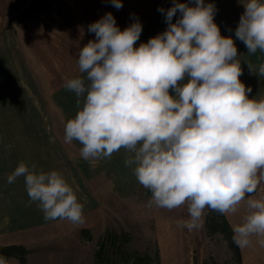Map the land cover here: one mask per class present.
I'll list each match as a JSON object with an SVG mask.
<instances>
[{
	"label": "clouds",
	"instance_id": "1",
	"mask_svg": "<svg viewBox=\"0 0 264 264\" xmlns=\"http://www.w3.org/2000/svg\"><path fill=\"white\" fill-rule=\"evenodd\" d=\"M111 3L123 7L122 0ZM242 4L235 39L249 54L264 52V0ZM158 11L167 29L139 47V19L121 30L109 12L89 25L96 39L77 54L86 79L64 83L78 111L66 121L63 140L78 142L81 158L93 162L126 150L125 165L151 192L149 203L168 210L186 204L189 219L178 223L191 231L206 208L235 214L264 179V98H250L252 88L240 80L235 40L221 35L214 3L173 0ZM248 67L264 76V63L258 71ZM20 177L45 220L82 222L83 204L60 171L22 161L8 182ZM247 207L232 241L244 248L256 236L264 246V199H248ZM0 264L20 261L0 255Z\"/></svg>",
	"mask_w": 264,
	"mask_h": 264
},
{
	"label": "crops",
	"instance_id": "2",
	"mask_svg": "<svg viewBox=\"0 0 264 264\" xmlns=\"http://www.w3.org/2000/svg\"><path fill=\"white\" fill-rule=\"evenodd\" d=\"M30 1L0 0V89L9 88L17 92L22 99L21 103L26 106L30 105V100L25 89L35 90L37 79L35 74L48 75L49 73L53 79L51 88L59 90L65 89V87L58 86L59 83L55 85V82L58 81L55 74L61 73L62 67H73L71 72L80 73L77 63L78 51L90 40L96 39L95 34L88 31L89 25L101 19L106 13L113 14L121 30L135 22V19H139L142 25L149 23V26L152 25L150 23L152 20H154V24L160 20L162 25L160 32L167 29L165 18H156L159 15L158 9L166 10L167 4L155 0H122L123 7L120 9L113 7L111 0H50L53 6L41 13L39 21L32 20L27 24H14L12 28H5L18 13L26 8ZM245 2L247 0H241L233 5L234 2L230 1V4L222 5L220 3L216 6L219 14L224 15L221 18L224 21L218 24L222 36L234 37L240 17L245 10L242 3ZM162 14L164 15V13ZM150 33L155 35L154 30ZM246 52L250 62L253 63V66L256 65L255 69L258 71L259 65L264 63V52L257 50L250 56L247 48ZM239 54L244 57L242 52ZM257 58H259L258 64ZM244 65L245 63H242L243 67ZM244 69H242L243 73ZM51 74L53 75L51 76ZM80 77L85 78L86 74L80 73ZM44 78L46 79V77ZM41 80L43 81V78ZM41 80L39 84H42ZM262 84L263 90L260 97L264 95V76H262ZM256 85L258 88L260 84ZM68 92L66 90L64 96L59 97L60 100H64L59 104L61 106L69 105L76 111L77 100L73 101ZM34 95H36L34 99L39 98L38 94ZM0 104H4V101ZM28 112L26 120L34 121L39 125V128H33L34 125L31 128L30 125V128L27 129H16L18 136L9 134L10 131L0 134V137L7 138L5 144L0 145V152L3 154L0 159L10 163L11 160L14 162L11 155L19 157V154L26 155V158H22L17 163L23 161L29 166L35 164L38 170L46 172L58 170L66 177L73 189L75 185L85 188L84 180L99 182L109 173H111L112 182L119 194L121 193L115 181L123 176L125 179L133 180L131 190L125 195L130 194L140 184L134 175V166L125 165L126 150H122V153L126 155L121 161H118L115 154L110 159H100L94 162L84 160L80 156V151H75V141L66 144L63 140L64 130L55 128L57 115L52 117L53 128L50 124L51 129H46L40 113L31 111V109ZM65 116L68 119L72 115L66 114ZM21 131L24 133L23 136L20 135ZM14 138H17V146L13 145V147H17L19 152L24 153L7 154L9 148L6 144ZM20 138L24 139L22 143L19 142ZM81 147L82 145H80ZM45 154L46 158L41 157ZM18 164L10 163L12 172ZM5 175L6 179L0 182V239H2L0 241L3 242L6 238L5 234L9 233L12 237L7 241L4 240L6 242L3 243H21L28 248H34V250L48 248L51 251L50 255L58 262L91 263L93 260V253H90L91 248H94V244L104 233L107 221L105 205L97 198L99 196L95 191L87 193L85 198H78L83 204L82 222L74 224L68 220L57 219L49 220L47 223L43 220L44 214L38 204L30 202L24 178L20 177L15 182L9 183L8 177L11 174L7 172ZM119 183L120 186L124 181ZM248 199H264V179L258 178L256 191L246 195L235 214L226 215L233 228L242 223L244 216L248 214ZM102 200L104 201V199ZM206 211L207 208L199 221V227L189 231L178 223V221L189 219L186 204L173 210L160 208L153 204L152 215L157 226L156 236L161 264H195V260L196 264H204L207 245L204 229L201 227ZM83 228L91 231L93 237L91 241H85L81 237L80 231ZM31 230L33 231L32 235L29 239H25L24 232H31ZM259 239V237L252 236L250 244L241 248L242 264H264V246L258 243ZM84 248L85 253L83 252ZM31 254L30 250L28 258Z\"/></svg>",
	"mask_w": 264,
	"mask_h": 264
},
{
	"label": "rangeland",
	"instance_id": "3",
	"mask_svg": "<svg viewBox=\"0 0 264 264\" xmlns=\"http://www.w3.org/2000/svg\"><path fill=\"white\" fill-rule=\"evenodd\" d=\"M50 1V0H49ZM157 2H161L163 4H167V9L171 8L173 6V0H155ZM234 2L233 5H235L238 1L240 0H205V4L208 3H214L215 6H218V4H227L229 2ZM176 2L179 3H191V0H176ZM51 3V1H50ZM230 4V3H229ZM52 5V3H51ZM53 6V5H52ZM27 7V6H26ZM236 9V6H234ZM166 9V10H167ZM218 10L216 11V15L214 17L215 22L219 24V22L224 21L223 18L224 15L219 14ZM19 14V13H18ZM158 16L156 18H165V14L163 15L160 11L158 12ZM180 14L177 13L176 16L173 17V22H175L177 19H179ZM155 19V18H154ZM32 21V20H31ZM152 25L149 26V23L143 24V30L140 36V39L136 43V47H139L141 43L147 42L150 38L156 36V34H160V29L162 30V25L161 21L157 24H154V20L150 22ZM154 24V25H153ZM219 26V25H218ZM152 30H154L155 35H152ZM235 40L236 47L238 49V59L241 62V68L244 69L245 66L246 68L244 69V73L241 75L240 80L246 85V87H251L252 92L249 94L250 98H253V95H255V98L260 99L264 98L262 95L260 97V94L262 93V76H258L256 74H253L250 72V69L248 68V64H251L253 66V63L250 62V58L247 55L246 52V47L243 42H240V40L235 39V35L233 37ZM243 50V51H242ZM240 52L243 53L244 57H241L239 54ZM249 54V53H248ZM251 54H249L250 56ZM259 58H257V64H258ZM242 63L244 67L242 66ZM3 65V64H2ZM256 66V65H255ZM255 66L253 68L255 69ZM73 68V67H72ZM70 67H62V72L55 74L56 79L58 81L55 82V85L59 83L58 86H63L64 83L67 79L70 78H75V77H80V73H75L71 72ZM39 69V68H38ZM67 73H65V72ZM53 74H51L52 76ZM46 77V79L44 78ZM34 78V77H33ZM35 90H30V89H25V92L27 93V97L30 100V105L26 106L22 104V99L21 97L17 94V92H14L12 89H7V88H2L0 89V102L4 101V104H0V134L4 132H9V134L13 136H18V131L17 130H22V129H27L33 127V128H39L38 124H35L34 121H28L26 120V115H29V109L31 111H35L36 113L41 114V118L43 119V124L46 129H51L50 124L52 125V128L54 126V122H52V117L57 115V126L55 128L62 129L64 130V125L67 120L74 118L76 115L78 108L75 106L77 109L71 108L69 105L61 106L59 102L64 101L60 100V96L63 97L64 93H66L65 89H53L51 88L53 85V79L50 77L49 73L47 74H35ZM43 78V81L41 80ZM51 79V80H50ZM86 79V77H85ZM42 82V84H39V82ZM38 83V84H37ZM260 84L259 87L257 88L256 84ZM260 91L258 92V90ZM38 94L39 98H35L36 95ZM69 97L75 101L78 98L76 95L69 91L68 92ZM174 95V92L172 93ZM37 96V97H38ZM57 96V97H56ZM58 98V99H57ZM81 99V103L83 102V98ZM77 105V104H76ZM72 115L69 116L68 119H66L65 115ZM52 122V123H51ZM21 131V136H23L24 133ZM7 138L6 137H0V145L5 144ZM24 139H19V142L22 143ZM26 141V139H25ZM17 138L9 140L6 144V146L9 148L7 150V154L9 153H15L19 152L17 147H13V145H16ZM74 148L75 151H80V145L78 142L75 141L74 143ZM121 149L120 151L114 153L118 159V161H121V159L126 155L125 153H122ZM19 153H24V152H19ZM18 155H11L12 159L14 158V162L11 160V164H18L22 158H26V155L19 154ZM3 156L2 152H0V158ZM45 155H41V157L46 158ZM9 161H4L3 159H0V182L4 179H6V173L9 172L12 174V169L10 166ZM9 166V168H8ZM10 169V170H9ZM7 171V172H6ZM10 176V175H9ZM8 177V176H7ZM2 178V179H1ZM112 176L111 173L106 174V178L100 179L99 182H92V181H87L84 180V185L85 188H82L80 185H75L74 189L76 192V195L78 198L86 197L87 193L94 192L96 193L97 197L101 202L104 203L105 205V210H106V225H105V231L102 234V236L106 233L107 229H111L112 231H117L120 233L126 232L127 233V243L125 245L126 249V257L132 261L133 257L136 255V253H144L146 251H151L153 261L151 260V264H158V257H157V251L158 254L160 255V250H159V244L156 236V223L155 220L153 219V204L149 203V200L151 198V192L143 187L141 184L135 187L134 191L130 192V194H126L131 190L132 185H133V180L131 178L125 179V177H121L117 179L115 182L118 186L119 192L122 194H119L116 191L115 185L112 182ZM124 183L119 186V182ZM91 188V189H90ZM128 188V190H127ZM249 195V194H248ZM96 198V199H97ZM104 199V201L102 200ZM207 212V211H206ZM206 218V214H205ZM45 222H49V220H45ZM229 221V220H228ZM232 226V225H231ZM201 229H204L205 233V241L207 245V252H206V257L204 264H206V261L208 260L209 262H214L216 264H237L235 257L233 256L234 253L231 251L229 248L228 242L222 235H218L216 238L209 239L207 238L206 235V227H205V219L203 221V226ZM33 231H25L24 236L25 239H29V237L32 235ZM102 236L99 238L98 242L94 244V248H91L90 253H93V260L92 262H84L87 264H93L94 263V253L95 250L98 249V243L100 242ZM5 239L4 240H9L12 236L11 234L7 233L5 234ZM2 240V239H0ZM3 242H6L4 241ZM0 241V244L2 245H7L6 243H3ZM11 244V243H10ZM20 244V243H17ZM31 250V255L30 258H28L29 264H54L58 261L54 259L50 255L49 249H40V250H34V248H28ZM241 249V248H240ZM83 252L85 253V248L83 249ZM44 256V257H43ZM29 257V256H28ZM67 257V256H64ZM12 258V257H9ZM83 258L88 259L87 257L83 256ZM82 262V258H81ZM75 263V262H74ZM80 263V262H76ZM120 264H126L124 262H121ZM161 264V263H160ZM196 264V260H195ZM239 264H242V255H241V262Z\"/></svg>",
	"mask_w": 264,
	"mask_h": 264
},
{
	"label": "trees",
	"instance_id": "4",
	"mask_svg": "<svg viewBox=\"0 0 264 264\" xmlns=\"http://www.w3.org/2000/svg\"><path fill=\"white\" fill-rule=\"evenodd\" d=\"M52 5L49 0H31L27 7L17 14L11 21L10 24L6 25L5 28H12L14 24L24 23L27 24L31 20H40V15L43 11L51 8ZM248 195V194H247ZM205 227L207 238H216L218 235L224 236L228 242L229 248L234 253L237 264L241 262V249L232 241L233 227L228 221L226 215L221 214L217 211H213L207 208ZM81 237L85 241L92 240V234L89 229L83 228L80 231ZM127 233L112 231L107 229L106 233L102 236L99 247L94 253L93 264H120L124 262L126 264H151L153 259L151 251L142 253H136L133 260L130 261L126 257L125 245L127 243ZM30 250L25 244L11 243L7 245L0 244V255L5 257H15L20 261V264H29L28 256ZM158 264H160V255L157 251ZM153 261V260H152ZM54 264H81L74 262H56ZM206 264H216L214 262L206 261Z\"/></svg>",
	"mask_w": 264,
	"mask_h": 264
}]
</instances>
